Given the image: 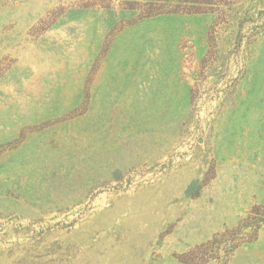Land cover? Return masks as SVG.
Segmentation results:
<instances>
[{
    "label": "rangeland",
    "instance_id": "374dc122",
    "mask_svg": "<svg viewBox=\"0 0 264 264\" xmlns=\"http://www.w3.org/2000/svg\"><path fill=\"white\" fill-rule=\"evenodd\" d=\"M255 205L264 0H0V264H186Z\"/></svg>",
    "mask_w": 264,
    "mask_h": 264
},
{
    "label": "trees",
    "instance_id": "16d2710c",
    "mask_svg": "<svg viewBox=\"0 0 264 264\" xmlns=\"http://www.w3.org/2000/svg\"><path fill=\"white\" fill-rule=\"evenodd\" d=\"M214 32L213 28L209 36V50L201 62L202 69L214 59L212 56L213 48L216 46ZM261 226H264V207L255 205L235 227L215 233L207 241L182 253L179 260L186 264H226L238 247L257 238Z\"/></svg>",
    "mask_w": 264,
    "mask_h": 264
}]
</instances>
